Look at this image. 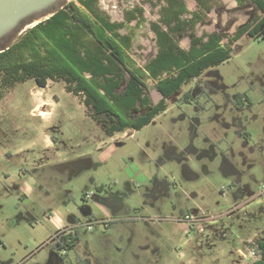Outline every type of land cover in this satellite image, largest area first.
I'll return each instance as SVG.
<instances>
[{
	"label": "rangeland",
	"instance_id": "rangeland-1",
	"mask_svg": "<svg viewBox=\"0 0 264 264\" xmlns=\"http://www.w3.org/2000/svg\"><path fill=\"white\" fill-rule=\"evenodd\" d=\"M183 1L202 16L177 37L184 49L190 32L216 33L226 44L260 14L249 1L211 0L205 13L195 0ZM165 4L99 0L112 22L144 10V22L120 30L132 37L137 67L158 52L151 25ZM145 81L158 103L155 82ZM198 88L209 94L180 100ZM238 95L241 108L233 103ZM167 103L141 130L108 136L64 82L40 88L30 79L11 88L0 99V264H47L60 217L67 224L62 230L80 231L75 250L59 252L62 264L255 261L250 250L264 231V39L244 35L229 60Z\"/></svg>",
	"mask_w": 264,
	"mask_h": 264
},
{
	"label": "trees",
	"instance_id": "trees-1",
	"mask_svg": "<svg viewBox=\"0 0 264 264\" xmlns=\"http://www.w3.org/2000/svg\"><path fill=\"white\" fill-rule=\"evenodd\" d=\"M164 1L159 23L151 25L158 52L145 67H137L130 57L132 37L120 30L137 19L144 22V10L135 8L127 13L125 22H112L98 7L99 0H70L60 12L28 29L0 53V99L16 84L30 79L40 88H46L49 81L64 82L69 93L84 98L97 123L103 125L100 114L109 116L112 125H103L108 136L139 131L167 110L166 100L185 84L229 60L234 44L244 35L264 39V0H237L239 4L251 2L260 14L239 27L226 44L219 34L197 37L190 32L189 48H181L177 37L201 23V13L191 12L183 0ZM195 1L202 12L211 11V0ZM186 15L191 18H184ZM146 78L155 82L163 97L156 105L148 94ZM149 107L152 111L147 116L132 120L135 112ZM79 242L77 227L68 232L58 230L47 246L52 256L60 257L57 252L75 250ZM256 244L253 251L257 258L251 264H264V231Z\"/></svg>",
	"mask_w": 264,
	"mask_h": 264
},
{
	"label": "water",
	"instance_id": "water-1",
	"mask_svg": "<svg viewBox=\"0 0 264 264\" xmlns=\"http://www.w3.org/2000/svg\"><path fill=\"white\" fill-rule=\"evenodd\" d=\"M70 0H0V53L38 23L60 12ZM91 112V111H89ZM107 119V114H100Z\"/></svg>",
	"mask_w": 264,
	"mask_h": 264
},
{
	"label": "flooded vegetation",
	"instance_id": "flooded-vegetation-1",
	"mask_svg": "<svg viewBox=\"0 0 264 264\" xmlns=\"http://www.w3.org/2000/svg\"><path fill=\"white\" fill-rule=\"evenodd\" d=\"M199 78V77H198ZM197 79V78H196ZM194 79V80H196ZM193 80V81H194ZM183 88V87H182ZM182 90V89H181ZM180 90V91H181ZM179 91V92H180ZM178 92V93H179ZM195 94H198V95H195ZM205 94H209L208 91L206 89H202L200 90L199 88L197 90H187L185 92H183L181 94V97H180V100L183 102V103H192L193 101L195 102H198L202 96H204ZM163 98V97H162ZM167 102V100H166ZM242 102H244L243 98L241 95H238V96H235L234 100H233V103H234V106L236 108H241V104ZM154 105H156L157 103H153ZM168 105V103H167ZM168 109V108H167ZM152 111V107H149L147 109H140L139 111L135 112L134 114V117L132 118L133 121H136L139 117H144V116H147L150 112ZM105 114V113H104ZM90 116L92 117L93 114H90ZM93 118V117H92ZM103 122V125L104 126H111L112 123L111 121H108V119H99ZM107 123V124H106ZM103 125L102 128H103ZM243 137L248 141V138L246 137V135L243 133L242 134ZM110 204V203H109ZM86 212H88V210H86ZM72 230V229H70ZM68 230V231H70ZM66 231V232H68ZM56 235V234H55ZM59 254V252H57ZM60 255V254H59ZM62 256L60 255V257L58 256H50V258L47 260V264H62Z\"/></svg>",
	"mask_w": 264,
	"mask_h": 264
},
{
	"label": "crops",
	"instance_id": "crops-1",
	"mask_svg": "<svg viewBox=\"0 0 264 264\" xmlns=\"http://www.w3.org/2000/svg\"><path fill=\"white\" fill-rule=\"evenodd\" d=\"M49 143H50V145L53 144L51 141H49ZM66 225L67 224L65 222L64 217H60L59 219H57V221H56V227L59 228V230L62 229L63 227L64 228L67 227Z\"/></svg>",
	"mask_w": 264,
	"mask_h": 264
},
{
	"label": "built area",
	"instance_id": "built-area-1",
	"mask_svg": "<svg viewBox=\"0 0 264 264\" xmlns=\"http://www.w3.org/2000/svg\"><path fill=\"white\" fill-rule=\"evenodd\" d=\"M60 230H62V229H60ZM65 230V229H64ZM64 230H62V231H64ZM250 256L251 257H255V258H257L256 257V254H255V252L253 251V250H250Z\"/></svg>",
	"mask_w": 264,
	"mask_h": 264
},
{
	"label": "bare ground",
	"instance_id": "bare-ground-1",
	"mask_svg": "<svg viewBox=\"0 0 264 264\" xmlns=\"http://www.w3.org/2000/svg\"><path fill=\"white\" fill-rule=\"evenodd\" d=\"M73 1V0H72ZM37 25V24H36Z\"/></svg>",
	"mask_w": 264,
	"mask_h": 264
}]
</instances>
